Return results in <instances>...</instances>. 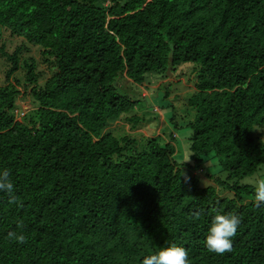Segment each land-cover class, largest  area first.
<instances>
[{"label":"trees","instance_id":"16d2710c","mask_svg":"<svg viewBox=\"0 0 264 264\" xmlns=\"http://www.w3.org/2000/svg\"><path fill=\"white\" fill-rule=\"evenodd\" d=\"M0 59V170L17 199L0 193V264H142L172 243L189 264H264V204L241 182L264 164V0H0ZM185 64L187 161L110 129L141 118L120 80ZM21 68L37 106L23 117ZM217 213L241 218L222 255L204 246Z\"/></svg>","mask_w":264,"mask_h":264},{"label":"rangeland","instance_id":"374dc122","mask_svg":"<svg viewBox=\"0 0 264 264\" xmlns=\"http://www.w3.org/2000/svg\"><path fill=\"white\" fill-rule=\"evenodd\" d=\"M1 65V59H0ZM187 64L179 66L172 72V75L164 76L156 73L147 76V80L142 87L131 82L120 80L122 87L128 94L134 98H138V106L133 113L140 118L136 127H132L133 123L121 117L110 124V129L116 135H122L128 132L132 136L140 139L144 136H160L165 141H171L177 148L175 158L177 161H187L190 158V129L186 126L188 121L195 117L196 110L189 105V98L195 91L196 73ZM172 71V70H171ZM3 69L0 66V85H2ZM16 78L20 80L18 89L21 91L18 98L17 109L27 115L34 111L37 107L32 98L30 88H25V69L21 68L17 71L10 81L16 82ZM23 117V116H22ZM263 130L259 132L258 130ZM255 133L261 136L264 142V127L256 126ZM173 135V136H172ZM172 138V139H171ZM179 163V162H178ZM182 170L189 173L187 166H181ZM205 170L210 172L221 170L217 157L212 152L206 158L204 164ZM198 173V171H195ZM220 172V176L224 175ZM207 178V176L203 175ZM264 179V164L252 176H248L241 180L242 183L255 184ZM251 198L246 196L243 200L248 201Z\"/></svg>","mask_w":264,"mask_h":264},{"label":"clouds","instance_id":"9594fccd","mask_svg":"<svg viewBox=\"0 0 264 264\" xmlns=\"http://www.w3.org/2000/svg\"><path fill=\"white\" fill-rule=\"evenodd\" d=\"M0 193H7L12 203H17L14 195V184L9 179L7 170H0ZM257 202L264 204V179L255 184ZM241 223L238 214L217 213L212 217L204 238V246L209 252L224 254L232 251L233 237ZM10 239L23 241V236L16 232L9 233ZM142 264H189V254L187 250L178 244L172 243L159 248L157 251L144 256Z\"/></svg>","mask_w":264,"mask_h":264},{"label":"water","instance_id":"95a60500","mask_svg":"<svg viewBox=\"0 0 264 264\" xmlns=\"http://www.w3.org/2000/svg\"><path fill=\"white\" fill-rule=\"evenodd\" d=\"M167 74H168V75H172L171 66L168 67V69H167Z\"/></svg>","mask_w":264,"mask_h":264},{"label":"built area","instance_id":"2783aa9c","mask_svg":"<svg viewBox=\"0 0 264 264\" xmlns=\"http://www.w3.org/2000/svg\"><path fill=\"white\" fill-rule=\"evenodd\" d=\"M22 114H24V113L22 112Z\"/></svg>","mask_w":264,"mask_h":264}]
</instances>
